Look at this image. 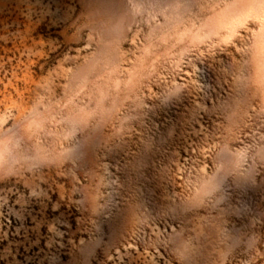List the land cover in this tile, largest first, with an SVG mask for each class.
<instances>
[{
    "label": "rangeland",
    "instance_id": "obj_1",
    "mask_svg": "<svg viewBox=\"0 0 264 264\" xmlns=\"http://www.w3.org/2000/svg\"><path fill=\"white\" fill-rule=\"evenodd\" d=\"M0 264H264V0H0Z\"/></svg>",
    "mask_w": 264,
    "mask_h": 264
}]
</instances>
